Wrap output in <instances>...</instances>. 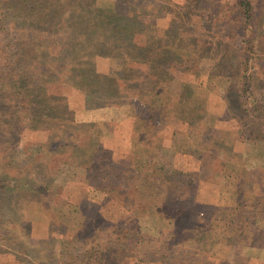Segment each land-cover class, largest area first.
Instances as JSON below:
<instances>
[{
  "label": "rangeland",
  "instance_id": "374dc122",
  "mask_svg": "<svg viewBox=\"0 0 264 264\" xmlns=\"http://www.w3.org/2000/svg\"><path fill=\"white\" fill-rule=\"evenodd\" d=\"M48 1L0 27L60 76L0 116V264H264V0Z\"/></svg>",
  "mask_w": 264,
  "mask_h": 264
},
{
  "label": "trees",
  "instance_id": "16d2710c",
  "mask_svg": "<svg viewBox=\"0 0 264 264\" xmlns=\"http://www.w3.org/2000/svg\"><path fill=\"white\" fill-rule=\"evenodd\" d=\"M80 1L81 3L78 6ZM82 1L83 0H49L47 7L58 20L62 19L63 16L69 19H81L82 17L90 19L91 16L94 15L93 10L92 8H83ZM29 4V0H0V11L6 12L5 15H0V27L3 29L4 22H11V28L13 22L20 23L30 19L31 10ZM237 4L246 8V10H244L245 14L243 12L242 14L245 23H247L249 19L253 18L251 14L253 11L252 2L249 0H239ZM25 5L27 7H24ZM247 8H249V10ZM84 12L85 15L83 16L82 14H84ZM96 12L98 13V11ZM106 16L116 17V15H114V10L108 12ZM22 28L23 27H17L21 33ZM246 28L247 25L243 24V31H245ZM9 46L10 43L8 46H2L0 50V116L4 113L9 114L6 112L8 109L7 103H17L16 106L10 107V112L14 113L15 110L16 117L19 119L21 118L24 122L22 123L24 128L21 127V123H18L15 127V133L20 134V132L27 129H32L33 131L39 130L41 127L38 124L41 123L42 119L45 117L48 118V116L54 113V109L47 104L50 103V96L47 93L45 94V92H48L51 87L49 84L50 80L52 79V81L57 84L60 76L57 69L54 67L53 75L50 77V68L41 59L39 53L33 54L34 50L31 48L30 44L28 45L25 41L24 36H20L18 41V46L23 49L22 52L21 49H19L20 54L16 55L12 53V49L9 48ZM83 68L89 71L94 69L91 67L88 59H83ZM91 75L95 80L98 78L95 73L92 74L91 72ZM53 77H57L58 80ZM32 112L33 118L29 120V115H31ZM8 122L12 123L13 120ZM5 124L6 122H1L0 120V130H2V125ZM11 125L12 124L6 125L9 128V133L14 132ZM6 126H4L5 128L3 127L5 133ZM13 126H15V124Z\"/></svg>",
  "mask_w": 264,
  "mask_h": 264
}]
</instances>
